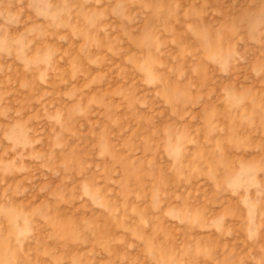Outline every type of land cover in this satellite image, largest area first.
<instances>
[{"label":"rangeland","instance_id":"obj_1","mask_svg":"<svg viewBox=\"0 0 264 264\" xmlns=\"http://www.w3.org/2000/svg\"><path fill=\"white\" fill-rule=\"evenodd\" d=\"M0 264H264V0H0Z\"/></svg>","mask_w":264,"mask_h":264}]
</instances>
